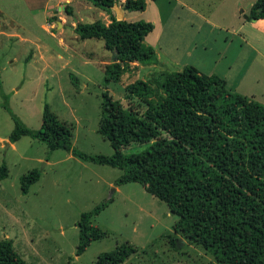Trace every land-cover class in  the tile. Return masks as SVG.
I'll return each instance as SVG.
<instances>
[{"label": "rangeland", "instance_id": "rangeland-1", "mask_svg": "<svg viewBox=\"0 0 264 264\" xmlns=\"http://www.w3.org/2000/svg\"><path fill=\"white\" fill-rule=\"evenodd\" d=\"M145 1L144 11H130L119 0L113 15L152 22L155 29L143 43L155 49L161 37L171 45L172 57L157 48L147 62L113 64L101 38L81 39L71 29L78 22L109 20L91 2L0 0V165L8 168L0 181V242L12 240L19 264H96L101 252L125 242L136 251L121 264H221L175 229L178 216L141 183L115 185L122 169L84 161L62 148L49 151L45 143L29 136L14 143L8 140L15 126L12 115L37 129L47 103L70 127L73 147L87 154L111 155L113 148L98 131L102 92L107 90L124 107L143 111L138 98L123 99L126 85L147 81L157 99L162 96L159 85L164 75L185 65L226 77L229 89L264 103V53L256 48L255 38L264 36V26L247 18L256 0H176L175 13L166 20L156 11L167 0H158L156 6ZM185 2L213 26L187 21L181 5ZM105 74L110 79L116 76L106 84ZM147 145L132 143L122 151L135 153ZM32 169L40 177L23 193L20 177ZM102 202L107 205L91 221L105 234L76 255L80 215ZM170 237L181 239L177 248Z\"/></svg>", "mask_w": 264, "mask_h": 264}, {"label": "trees", "instance_id": "trees-1", "mask_svg": "<svg viewBox=\"0 0 264 264\" xmlns=\"http://www.w3.org/2000/svg\"><path fill=\"white\" fill-rule=\"evenodd\" d=\"M87 1L104 10L110 21L76 23L73 30L79 38H101L113 64L152 59L155 49L143 43L154 28L152 22L114 16L112 9L119 0ZM122 5L143 11L146 1L124 0ZM66 12L72 15L71 8ZM247 18L264 20V0L252 4ZM105 76L107 84L116 75ZM159 89L162 96L155 99L156 91L147 81L126 85L123 99L138 98L143 111L124 107L107 90L102 92L98 131L113 148L111 155L87 154L73 147L70 127L47 103L37 129L12 115L15 126L8 140L14 143L25 135L45 143L49 151L62 148L84 161L118 167L123 172L115 185L141 183L178 216L175 229L221 264H264V103L232 91L224 79L193 65L166 73ZM132 143L148 145L124 153L122 149ZM7 175L2 163L0 181ZM39 177L37 169L21 175V191L26 193ZM107 202L81 213L76 255L104 236L91 219ZM170 238L177 248L181 239ZM135 251L130 243H122L101 252L96 264H121ZM0 264H19L9 238L0 242Z\"/></svg>", "mask_w": 264, "mask_h": 264}, {"label": "crops", "instance_id": "crops-1", "mask_svg": "<svg viewBox=\"0 0 264 264\" xmlns=\"http://www.w3.org/2000/svg\"><path fill=\"white\" fill-rule=\"evenodd\" d=\"M61 1V0H60ZM67 1H69V0H67ZM71 1V0H70ZM123 1L124 0H121V2L123 3ZM153 2H154V4H155V6L156 5H158L157 4V2H158V0H152ZM159 2H160V0H159ZM60 3V2H59ZM58 3V4H59ZM176 0H167V2H166V4H165V6H163L162 8H160V9H158V12L156 11V13H159V15H160V17H162L164 20H166V19H169V18H171L173 15H174V13H175V9L177 8L176 7ZM182 5V9H183V12H184V14H186V17L188 18V20L187 21H195V22H197V24H203V23H205V24H209V25H211V26H213V24H211V21H208V19H206V18H204V17H202L198 12H196V10L194 9V7L192 6V5H190L189 3H187V2H185V4L183 3V4H181ZM184 5H186V7L184 8ZM146 6H147V3H146ZM252 6V5H251ZM155 8H157V7H155ZM123 9H125V8H123ZM162 10H164L163 12H162ZM144 11V10H143ZM73 12V11H72ZM75 12V11H74ZM173 13V14H172ZM118 18V17H117ZM76 19V18H75ZM77 20V19H76ZM76 20H74V21H76ZM254 21H252V24H256V23H258V24H260L261 26H264V20H262V19H258V20H255V19H253ZM110 20H107V22L106 23H108ZM58 22H60V21H58ZM62 25V23L60 22V25L59 26H61ZM71 29H74V27H72L71 26ZM154 29H155V25H154V28H153V30L152 31H154ZM151 31V32H152ZM255 38H257L258 39V42L256 43L257 44V46H256V48L258 49V51H261L262 53H264V36L262 35V37H260V36H257L256 35V37ZM162 40V38L161 37H159V40H158V43H157V48L158 49H163L164 48V50H166L168 53H169V56H171L172 57V55L170 54V46L169 45H167V44H165L163 41H161ZM157 48H155V52H157ZM155 57V54H154V56L152 57V58H154ZM112 60V59H111ZM172 60H173V58H172ZM173 62H175V63H177V61H175V60H173ZM194 66V65H193ZM200 72H201V69H199V67L198 66H195ZM180 69V68H179ZM168 73H170V72H168ZM203 73V72H202ZM224 80H225V82H226V86L229 88V85H228V82H227V80H226V77L224 78ZM247 95V94H246ZM251 95V94H250ZM247 95V96H249V97H252L253 98V96L251 95Z\"/></svg>", "mask_w": 264, "mask_h": 264}, {"label": "water", "instance_id": "water-1", "mask_svg": "<svg viewBox=\"0 0 264 264\" xmlns=\"http://www.w3.org/2000/svg\"><path fill=\"white\" fill-rule=\"evenodd\" d=\"M76 20V19H75ZM59 25H60V22H59ZM113 61V60H112Z\"/></svg>", "mask_w": 264, "mask_h": 264}]
</instances>
